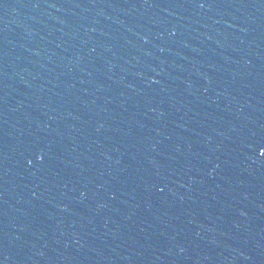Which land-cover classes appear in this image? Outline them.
<instances>
[{"label": "water", "instance_id": "obj_1", "mask_svg": "<svg viewBox=\"0 0 264 264\" xmlns=\"http://www.w3.org/2000/svg\"><path fill=\"white\" fill-rule=\"evenodd\" d=\"M0 264H264V226L115 183L0 105Z\"/></svg>", "mask_w": 264, "mask_h": 264}, {"label": "snow or ice", "instance_id": "obj_2", "mask_svg": "<svg viewBox=\"0 0 264 264\" xmlns=\"http://www.w3.org/2000/svg\"><path fill=\"white\" fill-rule=\"evenodd\" d=\"M261 155H264V152H262Z\"/></svg>", "mask_w": 264, "mask_h": 264}]
</instances>
